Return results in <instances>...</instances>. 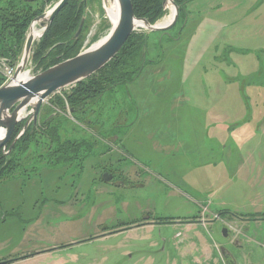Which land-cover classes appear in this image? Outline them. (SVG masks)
Masks as SVG:
<instances>
[{"label": "rangeland", "instance_id": "374dc122", "mask_svg": "<svg viewBox=\"0 0 264 264\" xmlns=\"http://www.w3.org/2000/svg\"><path fill=\"white\" fill-rule=\"evenodd\" d=\"M16 1L25 10L48 11L59 0ZM6 2L0 0V8ZM72 2L74 8L84 3ZM80 9L77 21L73 17L70 24H61L66 29H54L52 46H40L50 27L35 41L27 66L30 75L86 49L109 31L102 0H88ZM187 12L193 16L179 40L173 39L184 14L166 32L134 31L139 49L133 48L132 54L128 49L127 64L115 72V80L121 82L125 74L134 80L127 88L118 82L93 110L69 116L59 131L60 142L35 134L27 153L11 157L16 159V176L0 180V206L6 215L0 222V264H221L213 256L228 242L223 235L226 216L254 222L264 217V0H196ZM37 16L29 18L26 35ZM169 16L163 10L152 18L155 24ZM82 18L83 31L74 41ZM25 39L14 59L18 62ZM12 43L6 42V51ZM50 53L58 57L53 62L46 59ZM100 127L102 134L94 135ZM114 133L115 145L95 143V136L105 139ZM83 137L91 144L81 147L80 155L95 153L82 168L87 179L83 188L65 185L62 174L68 167L55 166L47 150ZM111 146L132 166L123 159L119 165L97 158ZM43 160L53 167L39 163ZM98 160H109L122 169L127 183L130 176L138 183L132 189L130 184L112 188L93 183L88 176L97 170ZM76 188L82 202L73 197L74 206H64L71 196L59 194L75 195ZM207 207L222 217L210 228L199 219L181 220L212 218ZM143 220L159 223L138 224ZM250 224L254 241L246 245L252 253L249 261L264 262V222H257L259 228ZM231 231L236 233V227ZM22 254L27 257L13 263L5 259Z\"/></svg>", "mask_w": 264, "mask_h": 264}, {"label": "water", "instance_id": "95a60500", "mask_svg": "<svg viewBox=\"0 0 264 264\" xmlns=\"http://www.w3.org/2000/svg\"><path fill=\"white\" fill-rule=\"evenodd\" d=\"M71 1L59 0L50 10L44 11L32 20L15 73L8 82L0 86V151L3 156H8L13 151L20 137L31 124L33 128L36 126L42 106L53 94L67 88L68 91L71 90L72 87L104 68L117 56L138 27L146 29L148 35L153 32L168 31L176 24L181 8L175 0H163V9L169 10L171 15L173 8V14L167 24L158 25L145 18L137 17L132 0H102L104 11L111 22L110 29L104 38L101 37L75 56L62 60L35 75L21 78L23 73L29 71L27 66L35 41L42 39L58 13ZM82 1L85 6L88 5V0ZM114 2L118 8L115 21L108 13V8ZM84 22L85 18H82L73 36L74 41L78 40L82 33ZM36 27L41 30L39 34L34 33ZM26 111H29L30 116L14 136L17 126L23 120L22 114ZM226 231L227 229H224L225 235ZM223 255L226 264H236L232 255L228 253Z\"/></svg>", "mask_w": 264, "mask_h": 264}, {"label": "trees", "instance_id": "16d2710c", "mask_svg": "<svg viewBox=\"0 0 264 264\" xmlns=\"http://www.w3.org/2000/svg\"><path fill=\"white\" fill-rule=\"evenodd\" d=\"M175 1L181 7L180 8V15L183 14L184 13V10H183L184 4H185V2H188L190 0H175ZM132 3H133V7H134V11H135L136 16L137 17H145L151 23H154V19H157L159 17V15L162 14V12L164 10L163 9V0H132ZM18 4H19V2L16 0H9V2L5 3L4 7L0 8V14H1L0 15V36H1V39L3 42L2 46H4V47L0 48V56L1 55H4V57L6 56L7 58H9L11 60V62L13 64H15V62H18L17 60H14V59H17L19 54L22 51L23 40L26 37L25 32L27 30L29 18H32L35 15L39 16L40 14H42L44 12L43 10H40V11H36V10L32 11V9L25 10L21 6H19ZM83 4L81 3L80 6H77L76 8H74V6H76V5L71 1L67 6H65L58 13V15L53 20V22H52V24H51V26L47 32L48 33L47 36L44 37L45 39L42 40L43 42L40 45L41 49L45 50L46 48H48L54 44L55 41H53L52 39L50 40V38L52 36L57 34V33L54 34V29H61V30L64 28L66 29V27L61 25L62 23L64 25L70 24L71 21L73 22V17H76V21L79 19V15L81 12L80 7ZM139 9L143 10V11H147V12L142 13V11H139ZM73 10H75V11L73 12ZM29 12H32L31 17H26V16H28ZM64 15H66V16L63 18ZM57 24L59 25V28L56 27ZM8 27L12 28V29H8ZM69 34H70V32L64 36L67 38V36ZM8 36H10V37H8ZM147 39H148V37H147ZM147 39H145V40H147ZM8 40H13V43L10 45V48H9L10 50L6 51V42ZM139 43H140V39L136 40L135 37L130 36L127 43L123 46V48L120 50V52L117 54V56L111 62H109L104 68H102L96 74L92 75L90 78L78 83L71 90L62 93L61 96L57 97L58 100H60L61 102L62 101L65 102V100L70 101L71 103H73L72 106H74L75 105L74 102H76V100L73 98V96L75 94H77L78 96H84V94L87 93L84 90L86 88L87 82H91L94 84L91 87V89L89 90L90 92H97L98 90H105L111 84H116V83L120 82V80H115L116 78H118V76H117L118 74L115 75L116 67L121 65L122 63H124V65H122V66H125L127 64L128 59L125 56L126 51L129 49L130 50L129 53L132 54V49L136 48L135 51L137 52L139 49L138 48ZM71 47H73V45H71ZM77 53H74L65 59H68L72 56H75ZM57 58H58L57 55L51 54V53L48 54L46 57V59H51L52 62ZM65 59H62V60H65ZM62 60H56L53 63L51 62L52 64H48L45 69L53 66L54 64H57L58 62H60ZM2 81L3 80L0 76V86L2 84ZM121 82H123V79ZM21 127H22L21 124H19L17 126V129L15 131L14 136L17 134V132H19ZM55 131H56V133L52 132V139H53V141L60 142V139H59L60 133H58V128L55 129ZM35 134L36 133L34 130H30L29 132H27L26 135L21 140H19V142H17V144L15 145V147H14L11 155L9 156V158L7 156H3L1 151H0V180H4V179H7L9 177L15 176V174H16L15 169H17V165H15L14 162L16 161V159L15 158L12 159L11 157H13L16 152L27 153L29 150V146L32 142V137L35 136ZM74 146H77L78 149H73L70 144L65 143L64 145H61L58 148L57 152L61 153V154L64 153L63 155L70 154L73 152H79L81 145L80 146L74 145ZM47 151L49 152V149ZM7 159L10 161L7 162ZM2 217H3V213H2V210L0 207V221H1Z\"/></svg>", "mask_w": 264, "mask_h": 264}, {"label": "flooded vegetation", "instance_id": "af4514ba", "mask_svg": "<svg viewBox=\"0 0 264 264\" xmlns=\"http://www.w3.org/2000/svg\"><path fill=\"white\" fill-rule=\"evenodd\" d=\"M127 76H130V75H127V74L124 75L122 78L123 82L122 83L120 82L126 88L128 87L129 83H132L134 81V80L133 81L129 80ZM116 84H111L105 90H98L97 92H90L89 90L91 89V87L94 84L91 82H87L86 88L84 89L87 93L84 94V96H78L77 94H75L73 96V98L76 100V102H74V104H75L74 106H72L73 103H71L70 101H67V100H65V102H63V101L61 102L60 100H58L57 97H55L53 99L49 98L44 103V105L42 106V109L40 110L36 126L33 128V124H31L28 127V129L24 132V134L20 137L19 140H21L26 135L27 132H29L30 130H34L36 133V136L46 137L52 143L58 142V141H53L52 132L56 133L55 129L58 128V133H59L61 128L66 123V120L69 119L68 117L71 116L76 111H80L81 114L85 115V113H88L89 111L93 110L95 108V106L99 103V101L101 100V97L104 96V93L108 90L109 91L113 90L114 85H116ZM68 110H70V111H68ZM27 112L29 113V111H27ZM29 116L30 115L27 114L25 119L22 120V123H20L22 125V127H23L24 123L27 121ZM87 124H90V120H88ZM101 127L98 130H96L97 132H95L94 135H98V133L102 132ZM120 127L121 126L118 125V126H115L113 129H115V131H116V129L120 128ZM21 128H20V130H21ZM84 128L87 129V127H84ZM95 137H96L95 143H96V140H98L97 142L103 141L107 145H115V142H117V136L115 133L113 134V136L111 138H105L104 139L103 137L102 138H99L98 136H95ZM59 139L61 140V137H59ZM73 139H71V140L66 139L65 143L70 144L72 146V148L74 145H79V146L81 145V147H84L87 145L89 146V144H91V143H89L90 141H88L85 137L75 138L74 140ZM108 140H109V142H108ZM80 149H82V148H80ZM57 151H58V147H56V149H53V150L49 149V153H47L48 158L53 160V163L55 164V166L60 165V164H65V165H67V167L72 168V170L63 172V174H62L63 183L65 185L71 184L72 186H74L76 184L77 187L83 188V185H82L83 179H87V177L82 176L83 175L82 168L84 167L83 165L85 164V162L89 158H91L92 154L80 155L79 152H73L70 154L63 155L61 153H58ZM115 151H116V153H113L115 155H110V153L115 152ZM120 152H121L120 150L112 149V146H111V149L108 152L98 154L97 158L98 159H102V158L105 159V157H107V158H109V160L112 159V160L117 161L119 163V165L121 162H125V161L129 162L130 161L129 166L131 167L132 161L126 157H121L122 155L120 154ZM9 156H10V154L7 157H9ZM93 156L95 157V155H93ZM94 157H92V158H94ZM122 159L125 161H123ZM109 160H98L99 164L97 165V170H93V175H91V176L89 175L88 177L91 178L93 183H96L97 185H101V186L102 185H105V186L108 185L109 187H112V188H116V187L127 188L130 184L129 189H132V186L136 185L138 183V181L133 183L132 177L130 176V179L127 183L124 180L125 178L121 175L122 169L117 168V166L114 167L113 165H111ZM126 166H128V165H126ZM33 171H35V168ZM133 175L135 177H138V175L135 173H133ZM135 177H133V178H135ZM76 191H77V188H76ZM61 193H64V191H62ZM78 194H79V192L77 191V193L75 195H72L71 201H72V198L74 197L75 202L81 203L82 200L80 198H78ZM71 204H72V206H74V204L72 202H71ZM147 218H149V216L146 217V219ZM140 223H144V224L156 223L157 224V223H159V221L158 220L157 221L156 220H154V221L143 220V221L139 222L138 224H140Z\"/></svg>", "mask_w": 264, "mask_h": 264}, {"label": "crops", "instance_id": "0c3cea01", "mask_svg": "<svg viewBox=\"0 0 264 264\" xmlns=\"http://www.w3.org/2000/svg\"><path fill=\"white\" fill-rule=\"evenodd\" d=\"M194 1H196V0H190L188 2H185L184 9H183L184 10V13H183L184 16H183V19H182L183 23H182L181 26H179V28L177 30L178 31L177 36L173 40H179L183 36V29L185 28L187 23L190 22L189 20L193 16V13L189 14L187 12V5L188 4H191V5L194 4ZM235 16H236V13H235ZM171 34H173V33L171 32L167 36L170 37ZM195 36H196V34H194L193 38H195ZM148 42H149V38H148ZM161 59L162 58H160L159 60L158 59H150V60H151V63H153L154 61L156 63H158V61H161ZM91 154L95 155V153H91ZM39 163H43V164H46L48 166H52L53 167V165L46 163L44 160L43 161H39ZM60 165H62L64 167H67V165H65V164H60ZM69 170H72V168L68 167V168L65 169V171H69ZM4 180H6V179H4ZM4 180H2V181H4ZM59 195H60V197H65V198H68L69 196L72 197L71 193L66 194L65 192L64 193H60ZM71 197H70V201H66V202L63 203L64 206H66V205H71L72 206ZM207 208H208L209 213H213L214 216L212 218L205 219L203 217H201V218H199V217L198 218L185 217V218H181V220H186L187 222H196L199 219V222L202 223L203 227L210 228V225H211L210 223L215 221V219H219V218H222V217L220 216L221 215L220 213L213 212V210L211 208H209V207H207ZM5 217H6V215L3 214V217L1 219V221H4ZM232 217H233V219L231 217L229 218V217L226 216V220L224 221V224L226 226L224 229H227V231H226L227 234L226 235L224 234V229H223V235L227 238L228 242L227 243L222 242L216 248V250L214 252L215 254L213 256L214 260H215V263L226 264V261H225V258H224L223 254L224 253H228V254L232 255V257L235 259L236 264H264V262H261V261H256V262L249 261V257L251 256L252 253L250 252V250H247V248H246V245L250 241H252V242L254 241L253 240L254 236L253 237L250 236L251 232L249 234V230L252 228V225L250 223H252L254 225H257V222L258 223L259 222H264V217L263 218H259L258 219L259 221H257V222H254L255 220L244 219L242 217H240L239 220L237 218H235V216H232ZM147 224L154 225L156 223H147ZM233 226L236 227V233H233L231 231V228H233ZM257 228H259L258 225H257ZM230 235H232V238L230 237ZM232 246H233V248L236 247L235 250L232 248ZM244 251H247V252H244ZM17 257H22L20 259V260H22V259L26 258L27 256H25V254H22V255H17V256H10L9 258H5V259L8 260V263H13V262H15L17 260ZM9 259H13V260H9ZM213 263L214 262H211V264H213Z\"/></svg>", "mask_w": 264, "mask_h": 264}, {"label": "built area", "instance_id": "2783aa9c", "mask_svg": "<svg viewBox=\"0 0 264 264\" xmlns=\"http://www.w3.org/2000/svg\"><path fill=\"white\" fill-rule=\"evenodd\" d=\"M16 70L15 64L11 62L10 59L6 57H0V76L2 78V84L8 82L14 75ZM28 75H30V71H27Z\"/></svg>", "mask_w": 264, "mask_h": 264}, {"label": "bare ground", "instance_id": "6f19581e", "mask_svg": "<svg viewBox=\"0 0 264 264\" xmlns=\"http://www.w3.org/2000/svg\"><path fill=\"white\" fill-rule=\"evenodd\" d=\"M108 13H109V15L111 16V18H112V20L113 21H115L116 20V18H117V14H118V8H117V4H116V2H114L113 3V5H111L109 8H108ZM172 14H173V8H172V12H171V15L169 16V17H167L163 22H159V23H157L158 25H165V24H167L169 21H170V19H171V16H172ZM34 33L35 34H39L40 32H41V30H40V28L39 27H36L35 29H34ZM107 34V33H106ZM105 34V35H106ZM104 35V36H105ZM104 38V37H103ZM28 77V73L27 72H25V73H23L22 75H21V78H27ZM27 114L29 115V113L26 111V112H24L23 114H22V119H24L26 116H27Z\"/></svg>", "mask_w": 264, "mask_h": 264}]
</instances>
